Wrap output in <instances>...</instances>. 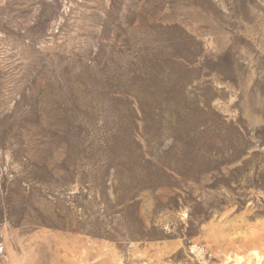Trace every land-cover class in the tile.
Instances as JSON below:
<instances>
[{"label": "rangeland", "instance_id": "1", "mask_svg": "<svg viewBox=\"0 0 264 264\" xmlns=\"http://www.w3.org/2000/svg\"><path fill=\"white\" fill-rule=\"evenodd\" d=\"M0 264H264V0H0Z\"/></svg>", "mask_w": 264, "mask_h": 264}]
</instances>
